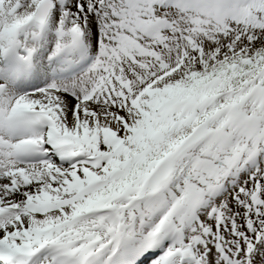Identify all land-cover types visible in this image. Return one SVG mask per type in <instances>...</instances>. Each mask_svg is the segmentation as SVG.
Listing matches in <instances>:
<instances>
[{
  "label": "snow or ice",
  "instance_id": "6c2138e0",
  "mask_svg": "<svg viewBox=\"0 0 264 264\" xmlns=\"http://www.w3.org/2000/svg\"><path fill=\"white\" fill-rule=\"evenodd\" d=\"M0 264H264V0H0Z\"/></svg>",
  "mask_w": 264,
  "mask_h": 264
}]
</instances>
